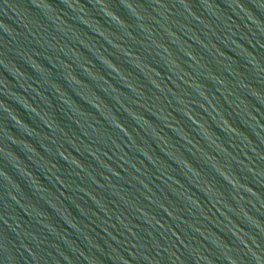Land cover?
<instances>
[{
	"label": "water",
	"instance_id": "obj_1",
	"mask_svg": "<svg viewBox=\"0 0 264 264\" xmlns=\"http://www.w3.org/2000/svg\"><path fill=\"white\" fill-rule=\"evenodd\" d=\"M0 264H264V0H0Z\"/></svg>",
	"mask_w": 264,
	"mask_h": 264
}]
</instances>
